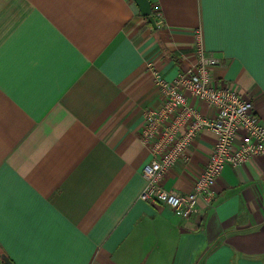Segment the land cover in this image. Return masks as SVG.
I'll return each mask as SVG.
<instances>
[{"label": "crops", "instance_id": "0c3cea01", "mask_svg": "<svg viewBox=\"0 0 264 264\" xmlns=\"http://www.w3.org/2000/svg\"><path fill=\"white\" fill-rule=\"evenodd\" d=\"M149 1L0 0V264H264V157L189 220L140 199L150 66L174 80L199 38L264 120V0ZM216 142L200 133L163 188L192 192Z\"/></svg>", "mask_w": 264, "mask_h": 264}, {"label": "built area", "instance_id": "2783aa9c", "mask_svg": "<svg viewBox=\"0 0 264 264\" xmlns=\"http://www.w3.org/2000/svg\"><path fill=\"white\" fill-rule=\"evenodd\" d=\"M196 58L194 65L171 81L150 66L162 104L144 111L140 132L141 142L151 154L143 169L146 186L140 199L163 205L184 220L199 215L201 204H214L217 180L227 166L238 167L252 157H264V120L253 101L232 84L214 78L213 69L221 61L205 51L199 38ZM193 101L205 103L209 115ZM204 130L215 134L217 142L193 191L165 190L166 173L186 158L187 149Z\"/></svg>", "mask_w": 264, "mask_h": 264}, {"label": "water", "instance_id": "95a60500", "mask_svg": "<svg viewBox=\"0 0 264 264\" xmlns=\"http://www.w3.org/2000/svg\"><path fill=\"white\" fill-rule=\"evenodd\" d=\"M135 3L140 8V11L143 15H151V4L149 0H134ZM2 260L5 264H14L13 261L6 255H2Z\"/></svg>", "mask_w": 264, "mask_h": 264}]
</instances>
